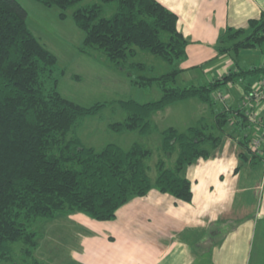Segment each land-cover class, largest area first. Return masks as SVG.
Here are the masks:
<instances>
[{"label": "trees", "instance_id": "16d2710c", "mask_svg": "<svg viewBox=\"0 0 264 264\" xmlns=\"http://www.w3.org/2000/svg\"><path fill=\"white\" fill-rule=\"evenodd\" d=\"M33 1L58 7L61 19L65 10L73 8V22L84 33L80 53L102 52L114 68L127 73L133 86L158 85L161 94L156 99H119L126 116L107 123L108 129L150 134L156 128L153 113L190 98L214 108L215 102H222V93H216L228 83H241L247 100L264 102L252 97L250 81L264 79V64H239L244 50L264 56V14L248 20L245 27H226L214 43L217 55L230 54L233 69L208 82L180 86L176 83L183 71L180 64L187 39L178 29L177 14L159 0ZM112 2L114 12L104 16L103 5ZM26 17L16 0H0V261L43 264L34 255L41 236L38 225L59 214L83 212L95 220H112L120 206L144 196L153 186L189 202L191 182L183 176L184 167L209 158L224 135L235 136V129L228 130L230 120L248 121L249 126L260 122L243 105L222 103L212 121L201 117L184 130L165 127L160 131L156 174L151 178L146 166L151 148L133 142L128 148L107 143L96 149L82 142L76 132L79 121L114 102L85 106L64 97L57 88L63 73L56 68L57 57L30 30ZM138 52L160 58L169 69L153 72L152 64L133 60ZM246 134L239 141L252 154L250 164L255 166L264 160V148L255 152ZM174 151L177 154L169 164ZM15 242L22 245L19 255L24 262L13 259L9 243Z\"/></svg>", "mask_w": 264, "mask_h": 264}, {"label": "crops", "instance_id": "0c3cea01", "mask_svg": "<svg viewBox=\"0 0 264 264\" xmlns=\"http://www.w3.org/2000/svg\"><path fill=\"white\" fill-rule=\"evenodd\" d=\"M159 1L177 14L178 29L187 39L186 56L180 64L183 71L178 77L190 82L199 77L202 83L208 82L233 69L230 54L217 55L214 43L226 27H245L248 20L264 14V0ZM239 54L258 55V64H264L259 51ZM239 64L245 66L241 60ZM250 81L253 85L258 79ZM224 87V105H243L255 112L260 122L249 126L248 121L236 124V118L230 120L228 130H236L235 136L224 135L209 158H198L184 167L183 176L191 182L189 202L153 186L144 196L133 197L120 206L112 220H95L83 212L45 220L53 223L61 219L70 225L69 230L77 231L69 249L71 253L77 250L72 253L77 264H264V259L251 254L260 241L259 235L264 240V164L262 161L251 166L252 154L239 141L244 133L253 138L264 132V102L244 98L239 82ZM192 103L201 105L199 99ZM215 110L219 109L210 107L208 121L213 120ZM160 115L153 113L152 121L155 116L161 121ZM187 116L183 130L204 117L191 113ZM242 125L243 132H239ZM39 248L40 242L36 257L52 264L51 255L47 258L40 250L38 253ZM260 256L264 258V252Z\"/></svg>", "mask_w": 264, "mask_h": 264}, {"label": "rangeland", "instance_id": "374dc122", "mask_svg": "<svg viewBox=\"0 0 264 264\" xmlns=\"http://www.w3.org/2000/svg\"><path fill=\"white\" fill-rule=\"evenodd\" d=\"M16 1L27 12L26 23L30 30L57 57L56 68L63 70V73L59 74L58 77L57 88L59 92L64 97L85 106L95 102H114L104 107L99 114L87 116L79 121L76 132L85 145L100 149L107 143H114L122 148H128L133 142L141 143L153 150L152 155L146 160V166L149 176L154 178L156 174L155 163L158 158L157 148L161 140L160 131L164 127H167L165 125H174L175 128L183 130V127H185L184 123L189 119L187 115L190 113L204 115L207 121L210 120V106L204 105L200 101L201 103L199 104L201 105L197 107L192 102H197L198 99L194 98V100L190 98V100H181L174 106L164 108V111L161 110L160 113L157 111L156 114H161L162 120H156L158 116H155L156 124H154L156 128L150 134L140 135L136 131L116 132L108 129L107 123L123 120L126 116V112L117 103L119 99H134L139 102L156 99L161 94L158 85L153 84L149 87L133 86L129 81L127 73L121 69L114 68L106 60L102 52L92 50L87 54L80 53L78 46L81 44L84 33L73 22L71 17L72 7L65 10L66 16L61 19L59 17L60 10L56 6L47 7L33 0ZM92 2H99V0H82L79 4ZM114 10L115 3H107L103 5L102 14L109 16ZM133 60L152 64L155 67L153 70L155 73H163L169 69V65L166 62L146 52H138ZM239 60L248 67L258 64L260 56L240 54ZM131 72L134 74L139 73L135 70ZM150 73L151 71H146V74L149 75ZM198 74L200 75V73ZM183 78V76L178 77L176 84L184 86L191 83L199 84L203 82L200 77L198 80L192 82L185 81ZM226 91V88L223 86L216 93V96ZM213 107L214 109L222 108V102H215ZM176 154L177 152L174 151L170 158L167 159L169 164L174 160ZM66 225L61 219H56L53 223L42 221L38 225L42 236L40 237L41 240L39 239L40 241H38V243L40 242L38 253H40V250L47 258L51 255L50 257L54 260L52 264H77L76 258L72 254L75 250L72 253L69 250L76 238L77 231L69 230L70 225ZM68 230L71 234L68 233ZM259 240H257L259 241L258 243H255L251 254L255 253L253 258L259 256L260 259H264L260 256L264 252V240L261 235H259ZM74 245L76 247V244ZM9 246L13 259L15 261L22 260V255H19L21 243H9ZM258 249L260 251H257ZM261 251L263 252L261 253ZM68 252L71 253L72 257L69 256ZM36 258L41 261L38 257ZM41 262L43 264L48 263ZM24 263L26 264V262ZM0 264H11V261H0Z\"/></svg>", "mask_w": 264, "mask_h": 264}, {"label": "built area", "instance_id": "2783aa9c", "mask_svg": "<svg viewBox=\"0 0 264 264\" xmlns=\"http://www.w3.org/2000/svg\"><path fill=\"white\" fill-rule=\"evenodd\" d=\"M251 95L255 100L264 98V79H259L257 83L252 85ZM255 118V116H252ZM251 146L255 152H259L261 148H264V133H256L251 139ZM264 164V160H263Z\"/></svg>", "mask_w": 264, "mask_h": 264}]
</instances>
